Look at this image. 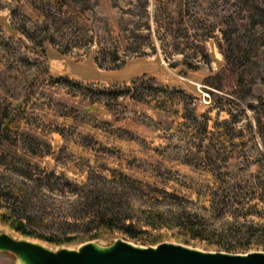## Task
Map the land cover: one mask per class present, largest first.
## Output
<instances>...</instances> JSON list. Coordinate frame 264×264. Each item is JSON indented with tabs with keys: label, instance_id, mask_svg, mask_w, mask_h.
Returning <instances> with one entry per match:
<instances>
[{
	"label": "rangeland",
	"instance_id": "374dc122",
	"mask_svg": "<svg viewBox=\"0 0 264 264\" xmlns=\"http://www.w3.org/2000/svg\"><path fill=\"white\" fill-rule=\"evenodd\" d=\"M74 1L0 0V232L264 252V0Z\"/></svg>",
	"mask_w": 264,
	"mask_h": 264
},
{
	"label": "water",
	"instance_id": "95a60500",
	"mask_svg": "<svg viewBox=\"0 0 264 264\" xmlns=\"http://www.w3.org/2000/svg\"><path fill=\"white\" fill-rule=\"evenodd\" d=\"M0 255L15 264H264L261 251L207 252L173 243L143 247L121 239L106 245L88 241L75 249L52 250L30 240L14 239L5 232H0Z\"/></svg>",
	"mask_w": 264,
	"mask_h": 264
},
{
	"label": "trees",
	"instance_id": "16d2710c",
	"mask_svg": "<svg viewBox=\"0 0 264 264\" xmlns=\"http://www.w3.org/2000/svg\"><path fill=\"white\" fill-rule=\"evenodd\" d=\"M84 6L85 5H84V1L83 0H75L74 1V7H76V9L77 8L78 9H82ZM253 6L256 9L255 12H257L259 16H261V14H263V16H264V13H263L264 10L263 9L261 11V10L257 9V7H255V5H253ZM262 30H263L262 33L264 34V28ZM50 40H51V43H53L52 39H50ZM65 52L66 51H63L62 53H65ZM123 64H124V60L115 59V56H114V65H111L110 68H112V69H114V68H120V67L123 66ZM259 118L260 117H256L255 118V121L258 122V124H259V121L261 119V118L260 119ZM103 216L104 215H96V217L94 219L96 221V224L106 225L107 223H109V225H110L115 220L113 217H110V216L109 217H106V216L103 217ZM189 224H190V229L189 230L191 232H194L196 234L195 236H198L199 235L198 232H200L201 228H199V227L194 228L195 227L194 224H192V223H189ZM10 228L14 232L19 233V234H21V235H23L25 237L29 236V234L26 233L25 228L22 225L21 221H19L18 223H16V225H10ZM132 228H133L132 225H125V226L122 227V231L129 237V239L138 240L137 239V236L133 233V231H131ZM249 228H251V227H249Z\"/></svg>",
	"mask_w": 264,
	"mask_h": 264
}]
</instances>
